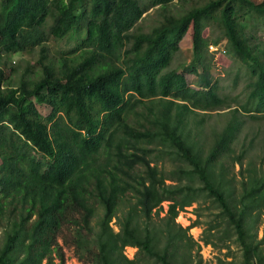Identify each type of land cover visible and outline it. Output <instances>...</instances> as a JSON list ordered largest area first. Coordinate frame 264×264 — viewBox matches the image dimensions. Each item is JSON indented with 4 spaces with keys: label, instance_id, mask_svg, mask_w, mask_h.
<instances>
[{
    "label": "trees",
    "instance_id": "trees-1",
    "mask_svg": "<svg viewBox=\"0 0 264 264\" xmlns=\"http://www.w3.org/2000/svg\"><path fill=\"white\" fill-rule=\"evenodd\" d=\"M176 1L0 0V54L39 47L15 84L0 67V264H65L58 239L82 264H201L199 241L232 236L241 264H264V140L253 160L239 135L264 118V0ZM185 34L190 59L170 67ZM49 40L71 46L48 58ZM221 42L244 67L241 96L212 77ZM223 109L207 140L204 115ZM206 199L217 218L196 242L174 219Z\"/></svg>",
    "mask_w": 264,
    "mask_h": 264
},
{
    "label": "rangeland",
    "instance_id": "rangeland-1",
    "mask_svg": "<svg viewBox=\"0 0 264 264\" xmlns=\"http://www.w3.org/2000/svg\"><path fill=\"white\" fill-rule=\"evenodd\" d=\"M176 1V0H175ZM195 2L201 0H194ZM187 5V4H185ZM183 7L182 3L179 1L173 2L171 12L175 11V9H180ZM157 6L149 8L140 19L141 28L147 30L156 20L157 17ZM216 27L213 24H209L203 30V35L207 38H212L213 35L216 33ZM257 37L263 41L264 40V31L259 30L256 33ZM217 48L214 46L207 47L209 51V55H211L210 63L212 67V77L216 79L217 84L219 86V90L223 94H227L229 97L236 95L237 93L241 96V91L244 88L246 82V76L243 74V66L240 64L238 59H235L231 54L222 52V42L217 44ZM71 43H68L63 47L62 41L55 43L52 40H49L46 43L47 48V55L48 58H52L56 56V51L60 47L65 49H69ZM179 50L176 52L175 58L171 63L170 67H176L180 69L181 66L186 64L190 59V40L188 34H185L178 43ZM211 53V54H210ZM39 55V47H35L29 52H22V53H10V54H0V67L6 73L9 79V83L15 84L17 81L19 74L22 72L23 68L28 65L32 64L34 60ZM14 67V71L12 69ZM240 68L239 77L237 78L236 82H233V76L236 68ZM36 69V68H35ZM36 71V70H35ZM37 73V72H36ZM192 74L187 75L188 81L193 78ZM227 109L218 110L215 112H211V114H205L204 120L202 122L203 127V135L208 137V130L212 127L219 128L223 122V117ZM241 139H248L250 137L256 141V147L254 146V153L251 154L252 159L255 160L257 152L261 149V142L264 140V118L260 121H249L245 118L244 125L242 131L240 132ZM209 140V137L207 138ZM259 141V142H258ZM178 163V162H177ZM176 163V164H177ZM175 163L169 162V160H165L162 162H158L157 166L161 167L162 169H169L174 166ZM237 169V166H234V170ZM235 187L236 181L231 183ZM237 186L235 188L234 193L237 194ZM212 200L206 199L205 201H199L196 203H192L190 206H186L183 210L179 211L174 219V221L180 224L182 227L187 228V234H189L194 241H199L200 239V232L204 229L207 225L208 221H212L216 219L217 215V207L215 206V202H211ZM162 212L164 211L165 203H162ZM160 212V215L162 214ZM196 219L198 221V225L191 226L190 223ZM113 221V220H112ZM110 221V225L113 230H116L115 225ZM219 222V221H218ZM221 224V222H219ZM219 226V229L222 228ZM261 225H255V223L249 224V233L256 234L257 237L260 236L261 233ZM2 240V229L0 228V242ZM163 240L160 238L159 245L161 246ZM58 243L62 244L61 247L63 249V253L65 256V264H82L81 262L77 261L74 254L72 247L67 246L62 243L61 239H58ZM228 249L224 248H214L210 245H204L202 242L199 241V254L201 257V264H220V262L231 261L234 264H241V258L239 257V249L237 244L233 241V236L230 240L227 241ZM135 248L130 246H125L123 248V253L131 258L134 255ZM264 252V250H263Z\"/></svg>",
    "mask_w": 264,
    "mask_h": 264
},
{
    "label": "clouds",
    "instance_id": "clouds-1",
    "mask_svg": "<svg viewBox=\"0 0 264 264\" xmlns=\"http://www.w3.org/2000/svg\"><path fill=\"white\" fill-rule=\"evenodd\" d=\"M210 46H211V45H210ZM210 46H209V47H210Z\"/></svg>",
    "mask_w": 264,
    "mask_h": 264
}]
</instances>
